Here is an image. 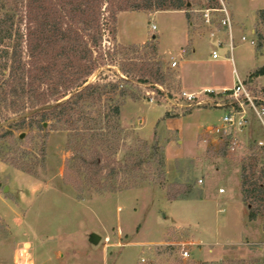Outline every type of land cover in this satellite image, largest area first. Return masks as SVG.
Segmentation results:
<instances>
[{
	"label": "rangeland",
	"instance_id": "1",
	"mask_svg": "<svg viewBox=\"0 0 264 264\" xmlns=\"http://www.w3.org/2000/svg\"><path fill=\"white\" fill-rule=\"evenodd\" d=\"M215 4L194 0L193 7ZM229 4L239 30L234 33L236 42L242 35L249 40L234 54L237 69L246 72L257 64L255 48L261 51L257 48L264 23L258 13L264 10V0ZM147 14L154 13L129 12L118 19L117 43H106L107 48H118L89 83L120 81L133 96L123 107L124 131L111 167L131 161L130 153L145 158L157 142L166 176H160L154 157L141 170H120L108 177L106 169L89 180V173L73 166L67 132L15 131V146L6 132L18 115H0V264H15L24 243L31 245V258L20 264H140L142 257L151 264H264V216L249 220L241 188L242 168L251 163L255 143L264 140V128L253 120L237 151L223 154L222 142L205 135V128L220 122L223 111L202 101L188 107L179 93L184 87L232 83L231 68L212 59L214 50L224 54L226 48L215 47L210 39L215 31L204 27L200 17L189 15L186 21L179 13L155 18ZM143 38L146 42H136ZM195 39L198 47L190 57ZM175 60L179 63L173 68ZM149 65L162 69L163 84L151 78L138 82L141 69ZM250 76L245 80L264 90V82ZM43 152L44 162L39 164ZM24 153L29 163L39 159L33 173L11 161ZM256 171L257 176L264 172V156ZM181 185H193L190 201L199 203H170L168 192ZM92 235L99 237L97 244L91 243ZM183 250L189 258H183Z\"/></svg>",
	"mask_w": 264,
	"mask_h": 264
},
{
	"label": "trees",
	"instance_id": "2",
	"mask_svg": "<svg viewBox=\"0 0 264 264\" xmlns=\"http://www.w3.org/2000/svg\"><path fill=\"white\" fill-rule=\"evenodd\" d=\"M188 4L193 6L194 0H0V115H18L7 136L18 146L15 131L64 130L68 150L74 155L73 166L77 172L89 173V180L106 169L108 177L118 175L120 170H141L154 157L160 176L165 177V157L157 142L148 148L151 152L145 158L130 153L131 161L111 167L124 131L123 107L133 96L120 81L89 83V78L118 48L115 44L107 48L106 43H117L121 13L185 11L188 21ZM258 17L264 23V10ZM259 38L257 50L264 43V37ZM141 72L139 83L149 78L156 84L165 82L161 68L149 65ZM263 76L261 67L250 77ZM252 150L251 163L243 166L241 174L243 200L249 204L251 222L264 216V172L257 176L256 171L264 152L256 143ZM221 151L227 152L225 147ZM44 155L41 161L37 159L39 164L44 162ZM11 161L28 173L39 165L36 161L29 163L27 153L15 155ZM194 191L193 185H181L170 190L168 198L190 200Z\"/></svg>",
	"mask_w": 264,
	"mask_h": 264
},
{
	"label": "built area",
	"instance_id": "3",
	"mask_svg": "<svg viewBox=\"0 0 264 264\" xmlns=\"http://www.w3.org/2000/svg\"><path fill=\"white\" fill-rule=\"evenodd\" d=\"M210 2L211 0H206ZM215 5L206 8H195L191 5L187 13L191 17H200L204 27L214 29L215 32L210 33V39L217 49L226 48V54L222 56L218 50L212 52L213 60L226 59L234 65V54L240 43L248 41L246 35H242L239 42L234 38V18L231 12L229 0H214ZM152 30H157L155 24ZM219 33V35H217ZM222 36L227 37L223 40ZM254 44V39L250 40ZM185 51L183 50L181 56ZM179 61H173L172 67L176 68ZM235 85L231 89L224 91L205 90L201 93H189L185 90L179 93V98L190 107L194 104L210 103L218 110H222L223 114L220 122L208 125L205 128V135L213 136L217 142H222L227 153H235L240 146V137L246 132L253 120H256L264 128V90L262 88H254L251 82L242 80L238 77L234 69ZM204 96V98H201ZM201 98V100H200ZM256 146L264 152V140L257 141ZM202 182V181H200ZM220 193H224L221 189ZM31 245L24 243L23 247L18 250L15 264L20 261H29L31 258ZM183 258L190 257L187 250L182 251ZM140 264H151L147 258L142 257Z\"/></svg>",
	"mask_w": 264,
	"mask_h": 264
},
{
	"label": "crops",
	"instance_id": "4",
	"mask_svg": "<svg viewBox=\"0 0 264 264\" xmlns=\"http://www.w3.org/2000/svg\"><path fill=\"white\" fill-rule=\"evenodd\" d=\"M163 13H179V14H182L185 19H186V16L184 14L183 11H163V12H157V13H154V14H147L149 17H152V18H155ZM126 14H129V12H124V13H121L118 17V19L121 18V16H124ZM187 21V19H186ZM187 25H188V22H187ZM188 29V27H187ZM186 29V30H187ZM237 32H239V30H237L236 28L234 29V33L237 34ZM234 34V35H235ZM255 34V33H254ZM187 37H186V45H190L189 43V36L188 34H186ZM254 36V35H253ZM145 37V36H144ZM223 40H226L227 37L225 36H222ZM249 41V40H248ZM247 41V42H248ZM137 43H144L146 42L145 38L141 39L140 41H136ZM198 40L195 39L192 43H191V46H190V52L187 54V55H190L191 56H195L196 54V48L198 47ZM247 42H244V43H247ZM253 48H255V44L252 45ZM179 53H181V50L179 51ZM226 53L224 54H221L222 56H224ZM181 56V55H180ZM182 58H184V56H181ZM255 62L257 64H255L254 66H252L251 69L247 70L246 72H240L237 67H236V62H235V57H234V65L229 62L228 60L226 59H220V60H216L218 61L219 64H223V65H228L229 68H231V75L233 77V81L232 83H229V84H217V83H207V84H202L199 86V88L197 89H188L186 87H184V90L189 92V93H201L205 90H214V91H224L225 89H231L234 85H235V75H234V69L236 70V73L238 75V77L242 80H245L247 77H249L255 70H257L258 68H261V67H264V45L261 49V51H256V48H255ZM254 79H257L258 81H262L264 82V76L263 77H259V78H254ZM223 194V193H221ZM179 201H186V202H194V203H199V202H196V201H190V200H179ZM173 202H178V201H172L170 203H173ZM220 259H224V255H221Z\"/></svg>",
	"mask_w": 264,
	"mask_h": 264
},
{
	"label": "water",
	"instance_id": "5",
	"mask_svg": "<svg viewBox=\"0 0 264 264\" xmlns=\"http://www.w3.org/2000/svg\"><path fill=\"white\" fill-rule=\"evenodd\" d=\"M188 8L191 7V4L187 5ZM24 135H22L23 137ZM91 243L93 244H97L99 242V237L97 235H92L91 239H90Z\"/></svg>",
	"mask_w": 264,
	"mask_h": 264
}]
</instances>
